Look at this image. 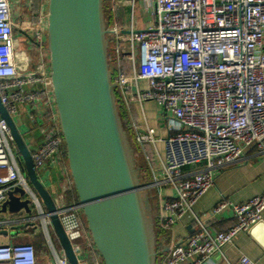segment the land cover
<instances>
[{
	"label": "built area",
	"instance_id": "1",
	"mask_svg": "<svg viewBox=\"0 0 264 264\" xmlns=\"http://www.w3.org/2000/svg\"><path fill=\"white\" fill-rule=\"evenodd\" d=\"M12 6L10 0H0V104L23 141L26 121L40 130L36 148L25 143L34 171L40 181L47 165L54 163L64 178L65 195L70 184L43 49L44 17L35 24L24 20L17 24ZM136 7L147 19L137 29ZM116 10L123 11L125 21L121 27H108L112 34L107 55L115 92L128 113L133 106L142 111L145 102H153L167 132L160 169L152 172L145 189L157 192L158 226L167 234L187 215L196 227L184 240L170 239L159 264H207L215 255L223 257V247L260 222L264 211V193L239 205L222 199L206 214L211 221L227 210L231 213V225L218 232L192 211L213 186L214 171L242 161L250 146L264 152V0H111V12ZM15 30L35 33L31 43L38 54L30 70L21 68L19 40L25 37H16ZM131 131L140 149L151 146L157 153L155 144L160 140L145 122H131ZM14 151L10 129L0 118V208L10 194L22 191L37 210L34 217L24 211L16 214L17 219L4 223L10 226L7 231L19 236L21 230L13 225L33 227L39 222L46 255L53 264H69L52 243L49 216L31 191ZM193 167L202 169L189 172ZM164 189L172 192L171 197L162 198ZM52 199L77 264H99L77 203H68L64 196ZM0 264H37V250L31 243L0 244ZM239 264L253 262L242 257Z\"/></svg>",
	"mask_w": 264,
	"mask_h": 264
},
{
	"label": "water",
	"instance_id": "2",
	"mask_svg": "<svg viewBox=\"0 0 264 264\" xmlns=\"http://www.w3.org/2000/svg\"><path fill=\"white\" fill-rule=\"evenodd\" d=\"M46 9L45 46L57 123L92 246L102 264H156L157 237L149 199L143 195L146 185L133 166L130 142L116 107L107 55L112 30L104 21L102 0H47ZM21 35L30 42L35 39V33ZM0 118L10 129L23 174L49 216L57 245L69 264H77L53 199L39 181L29 150L1 104ZM17 193L8 196L0 213L29 214L28 201L23 200L22 191ZM8 235L15 233L0 231V236ZM167 250L164 246V253Z\"/></svg>",
	"mask_w": 264,
	"mask_h": 264
},
{
	"label": "crops",
	"instance_id": "3",
	"mask_svg": "<svg viewBox=\"0 0 264 264\" xmlns=\"http://www.w3.org/2000/svg\"><path fill=\"white\" fill-rule=\"evenodd\" d=\"M11 1V0H10ZM14 5H18V8L13 10L14 21L19 24L21 21L27 19L31 21V10L34 8V0H12ZM36 21L42 16L44 17L43 25L46 26V12L47 9L42 4L37 8ZM28 14H30L28 16ZM37 23V22H36ZM16 37L20 36V33L15 30ZM26 49L22 52V70H30L33 68L36 58L33 55L32 43L26 40ZM134 112V119L131 122H135L141 125L143 122L147 124L150 129L154 130L155 137L160 140L155 144L157 153L151 146H146L145 150L140 149L134 141V134L132 132L131 138H129L131 150H132V162L137 172L140 182L144 185L152 181V172H156L160 169V160L163 158L164 145L162 140L166 138L167 132L159 122L160 110L153 102H145L142 106V111L136 106L131 107L130 112ZM32 127V133H37L38 137H31L29 146L34 149L41 142L40 130L35 126ZM128 136V134H127ZM148 159V160H147ZM201 167L189 168V172L200 171ZM214 184L213 186L194 204L192 211L199 218L201 222L211 226L213 232L225 231L231 225V213L227 210L221 214L216 220H209L206 216L213 207H215L222 199L229 201L231 204L239 205L247 202L253 197L259 196L264 193V152L258 150L255 146L246 148L243 152V159L239 163L224 168L219 171H214ZM42 185L48 190L51 197L60 199L62 196L65 200L72 203H77L74 190L69 192L68 197L63 195L66 190L64 178L60 174V170L54 163H49L46 167L44 174L40 178ZM153 191L155 198L158 200L157 192L153 189L144 190L143 195L146 192ZM162 198H169L172 195L170 190H161ZM74 193V194H73ZM156 208V212H154ZM159 215V201L156 207H152V200L149 199V216L154 228V233L157 237L156 247L162 244L158 237L160 230L158 226ZM195 224L191 217L184 216L172 230L165 234L166 241L162 245L168 247L169 240L173 241L184 240L195 229ZM40 231V227L38 232ZM36 230L33 227L24 228L21 231V235L14 237L11 235L6 237L8 242L14 243H31V239L34 236ZM22 240L23 242H19ZM43 245L37 249V264H53L51 258L44 254ZM167 253V252H166ZM158 256L156 264L166 255ZM223 257L215 255L210 258L207 264H239V260L242 257H247L253 262V264H264V211L262 213L261 222L256 224L249 232L239 234L236 236L232 243L226 245L222 249ZM98 263L102 264L99 256H95Z\"/></svg>",
	"mask_w": 264,
	"mask_h": 264
},
{
	"label": "rangeland",
	"instance_id": "4",
	"mask_svg": "<svg viewBox=\"0 0 264 264\" xmlns=\"http://www.w3.org/2000/svg\"><path fill=\"white\" fill-rule=\"evenodd\" d=\"M12 1V0H11ZM34 3H35V5H36V7L38 8V6L39 5H43L44 7H46L47 6V0H34ZM111 3V2H110ZM12 11L13 10H15V8H18V10H20L21 11V8H20V6H18V5H14V3H12ZM102 8H103V2H102ZM30 14H28V16H29ZM103 15H104V21H105V23H106V13L104 12V10H103ZM143 16L141 15V12H140V10H139V8L138 7H136V9H135V13H134V21H135V23H134V27H135V29H137V28H139L142 24H143V22L144 21H146L147 22V19H145V18H142ZM128 18H130V16L128 17ZM25 22H27L28 20L27 19H25L24 20ZM30 23L31 24H35L34 23V21H30ZM139 26V27H138ZM28 36H31V34H28ZM44 45H45V41H44ZM19 46H20V49L21 50H24V49H26L27 47H26V39H20L19 40ZM32 48L34 49L33 50V55H34V57L36 58V56H37V48L34 46V44H32ZM20 50V51H21ZM45 53H46V55L48 56V54H47V51H46V46H45ZM46 56V57H47ZM26 124H27V127H26V130H24L23 132H27L26 134H24V141H25V143L27 144V142H30L29 140H30V138L31 137H38V134L35 132V133H32V127H31V125L26 121L25 122ZM26 126V125H25ZM28 128V129H27ZM122 128H123V126H122ZM123 130L124 131H126L124 128H123ZM128 140H129V138H128ZM14 156H15V158H16V160H17V163L19 164V166H20V168L23 170V164H22V161H21V159H20V156L18 155V153L16 152V151H14ZM65 166H66V169H67V164H66V161H65ZM68 180H69V184H70V187L69 188H72L71 186H72V184L70 183L71 182V180H70V177H69V174H68ZM29 184V183H28ZM29 187H30V189H31V191L34 193V195L36 196V194H35V192L33 191V189L31 188V186L29 185ZM145 197H147L148 199H150V200H153V204H152V207L154 206V207H156V205H157V203H158V200L154 197L155 196V193L153 192V191H148V192H146L145 193V195H144ZM37 197V196H36ZM23 198H24V200H26V201H28V209H29V215L28 216H31V217H34V216H36L37 215V210H36V208H35V206H34V204H33V202H32V200H31V198L29 197V195L27 194H23ZM39 200V199H38ZM40 202V201H39ZM33 205V206H32ZM41 207H42V205H41ZM42 210L45 212V210H44V208L42 207ZM154 212H156V208H155V210H154ZM16 216H18V215H13V216H3V215H1L0 214V221H3V220H7V221H11V220H14V219H17V217ZM19 217H21V216H19ZM14 227V230H16V231H18V230H23L24 228H26L25 226L22 228L21 227V224L20 223H16L15 225H13ZM39 222H35L34 223V226H33V229H34V231L36 230L37 232H35V234H34V236L35 237H33L32 239H31V241L33 242V243H37L38 241H43L44 240V237H43V234H42V232H41V229H40V231L38 232V230H39ZM9 228H10V226H7V225H5L4 226V228H3V230H9ZM30 228H32V227H30ZM50 237H51V240H52V243H53V245H54V247L56 248V250H58V246H57V242H56V239H55V237H54V235H53V233H52V231L50 230ZM19 242H23L22 240H19ZM8 243V240H7V238L6 237H3V236H0V244H7ZM23 243H26L25 241L23 242ZM44 252H45V250H44ZM45 254H47V253H45Z\"/></svg>",
	"mask_w": 264,
	"mask_h": 264
},
{
	"label": "trees",
	"instance_id": "5",
	"mask_svg": "<svg viewBox=\"0 0 264 264\" xmlns=\"http://www.w3.org/2000/svg\"><path fill=\"white\" fill-rule=\"evenodd\" d=\"M103 2V10L106 13V24L108 27L112 26V25H117V26H123V23L125 21V15L123 13V11L121 10H116L115 12H111V0H102ZM35 4V3H34ZM31 21H34V23H36V16H37V7L36 5H34V8L32 7L31 10ZM33 44V43H32ZM43 49L45 50V45L43 46ZM109 60V58H108ZM115 96H116V107H117V111H118V115L120 117V121L121 124L123 126V128L126 130L128 137L131 138L132 135V131H131V119H134L135 115L134 112L131 111L130 113L127 112L124 103L122 101V99L120 98L118 92H115ZM71 191H73V188H70ZM69 191L66 192L65 196L66 199L68 197ZM74 194V193H73ZM68 203H72L70 201H68ZM153 200H152V204H153ZM17 236V235H16ZM14 236V237H16ZM158 237L160 238L161 242H167L166 241V237H165V233L162 230H159L158 232ZM162 243V244H163ZM159 244L156 247V252L158 253V256H163L164 255V251H163V245ZM35 249L37 250L38 248H41L43 245V241H38L37 243H33ZM96 256H98L97 252L95 251L94 253ZM91 263V261H90Z\"/></svg>",
	"mask_w": 264,
	"mask_h": 264
},
{
	"label": "flooded vegetation",
	"instance_id": "6",
	"mask_svg": "<svg viewBox=\"0 0 264 264\" xmlns=\"http://www.w3.org/2000/svg\"><path fill=\"white\" fill-rule=\"evenodd\" d=\"M1 215H3V216H6L7 215V213H4V214H2V213H0ZM8 216V215H7ZM5 222H7V220H5V221H3V223H2V221L0 222V230L2 229V228H4V226H5Z\"/></svg>",
	"mask_w": 264,
	"mask_h": 264
}]
</instances>
